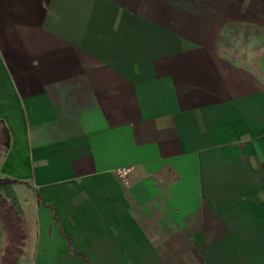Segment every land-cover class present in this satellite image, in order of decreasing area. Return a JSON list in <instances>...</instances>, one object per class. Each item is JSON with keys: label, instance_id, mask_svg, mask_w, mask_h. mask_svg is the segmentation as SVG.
Instances as JSON below:
<instances>
[{"label": "crops", "instance_id": "obj_1", "mask_svg": "<svg viewBox=\"0 0 264 264\" xmlns=\"http://www.w3.org/2000/svg\"><path fill=\"white\" fill-rule=\"evenodd\" d=\"M0 121L18 264H264V0H0Z\"/></svg>", "mask_w": 264, "mask_h": 264}, {"label": "trees", "instance_id": "obj_2", "mask_svg": "<svg viewBox=\"0 0 264 264\" xmlns=\"http://www.w3.org/2000/svg\"><path fill=\"white\" fill-rule=\"evenodd\" d=\"M10 146V131L5 123L0 121V149L7 151ZM20 183L23 182L11 178H0V223L6 236L0 264H18L27 237L23 211L13 191V186Z\"/></svg>", "mask_w": 264, "mask_h": 264}, {"label": "built area", "instance_id": "obj_3", "mask_svg": "<svg viewBox=\"0 0 264 264\" xmlns=\"http://www.w3.org/2000/svg\"><path fill=\"white\" fill-rule=\"evenodd\" d=\"M117 175L122 179L125 185L130 184V176L133 172V168L131 167H120L117 169Z\"/></svg>", "mask_w": 264, "mask_h": 264}, {"label": "rangeland", "instance_id": "obj_4", "mask_svg": "<svg viewBox=\"0 0 264 264\" xmlns=\"http://www.w3.org/2000/svg\"><path fill=\"white\" fill-rule=\"evenodd\" d=\"M5 152V149L1 148L0 149V153L2 155V153ZM0 155V156H1ZM6 244V236H5V231L3 229L2 224L0 223V257L3 254V250H4V246Z\"/></svg>", "mask_w": 264, "mask_h": 264}]
</instances>
